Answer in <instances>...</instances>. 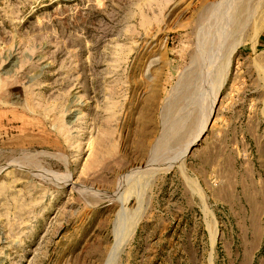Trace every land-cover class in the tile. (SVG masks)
Listing matches in <instances>:
<instances>
[{
	"label": "rangeland",
	"instance_id": "obj_1",
	"mask_svg": "<svg viewBox=\"0 0 264 264\" xmlns=\"http://www.w3.org/2000/svg\"><path fill=\"white\" fill-rule=\"evenodd\" d=\"M0 264H264V0H0Z\"/></svg>",
	"mask_w": 264,
	"mask_h": 264
},
{
	"label": "bare ground",
	"instance_id": "obj_2",
	"mask_svg": "<svg viewBox=\"0 0 264 264\" xmlns=\"http://www.w3.org/2000/svg\"><path fill=\"white\" fill-rule=\"evenodd\" d=\"M204 129H205V128H204ZM199 135H200V134H198V136L192 141V144L195 143V142L197 141V139L199 138ZM189 146H190V145H189ZM187 149H188V147H187Z\"/></svg>",
	"mask_w": 264,
	"mask_h": 264
}]
</instances>
